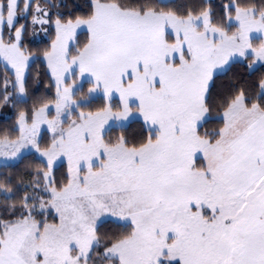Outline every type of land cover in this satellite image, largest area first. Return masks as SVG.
<instances>
[{
    "label": "snow or ice",
    "instance_id": "6c2138e0",
    "mask_svg": "<svg viewBox=\"0 0 264 264\" xmlns=\"http://www.w3.org/2000/svg\"><path fill=\"white\" fill-rule=\"evenodd\" d=\"M0 264H264V0H0Z\"/></svg>",
    "mask_w": 264,
    "mask_h": 264
}]
</instances>
